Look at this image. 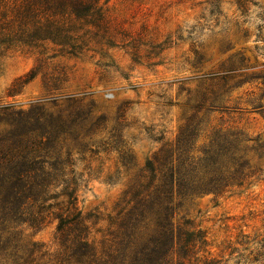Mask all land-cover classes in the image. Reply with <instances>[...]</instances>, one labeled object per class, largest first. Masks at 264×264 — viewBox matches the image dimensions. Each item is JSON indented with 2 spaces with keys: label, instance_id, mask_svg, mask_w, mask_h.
Instances as JSON below:
<instances>
[{
  "label": "rangeland",
  "instance_id": "1",
  "mask_svg": "<svg viewBox=\"0 0 264 264\" xmlns=\"http://www.w3.org/2000/svg\"><path fill=\"white\" fill-rule=\"evenodd\" d=\"M106 7L121 34L114 48L54 59H47L50 49L41 56L15 52L0 67V106L28 111L40 103L55 112L72 97L107 119L89 145L92 152L74 149L66 168L82 217L89 226L96 221L90 217H98L97 242L134 177L163 145L176 141L193 115L201 131L239 130L264 145V78H253L264 77V0H108ZM34 68V80L13 87ZM259 169L261 180L248 189L195 199L177 210L176 221L204 233L209 259L257 264L249 254L257 249L251 239L264 231V157ZM56 227L51 221L40 232L17 228L18 257L25 258L29 244L56 254ZM7 258L0 264H12Z\"/></svg>",
  "mask_w": 264,
  "mask_h": 264
},
{
  "label": "trees",
  "instance_id": "2",
  "mask_svg": "<svg viewBox=\"0 0 264 264\" xmlns=\"http://www.w3.org/2000/svg\"><path fill=\"white\" fill-rule=\"evenodd\" d=\"M107 4L0 0V67L15 52L41 56L50 49L53 54L47 59H54L114 48L121 34L108 16ZM37 73L32 69L13 87L27 85ZM64 101L55 112L40 103L28 111L14 104L0 106V257H12V264H220L205 255L204 233L176 221V212L185 202L222 197L258 183L264 157L260 137L239 130L207 133V128L201 131L195 125L193 115L176 141L163 145L134 177L123 207L97 242L101 230H93L98 217H90L96 219L91 226L82 217L76 183L66 168L72 165L74 149L92 152L90 143L108 121L94 117L91 104L84 106L72 97ZM197 109L199 113L202 108ZM124 155L120 159L126 166ZM51 221L57 222L59 251L52 256L29 244L25 258L18 257L17 228L40 232ZM251 240L257 249L249 260L258 264L264 260V231Z\"/></svg>",
  "mask_w": 264,
  "mask_h": 264
}]
</instances>
